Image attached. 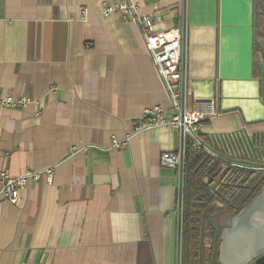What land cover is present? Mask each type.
Returning <instances> with one entry per match:
<instances>
[{"label":"crops","instance_id":"obj_1","mask_svg":"<svg viewBox=\"0 0 264 264\" xmlns=\"http://www.w3.org/2000/svg\"><path fill=\"white\" fill-rule=\"evenodd\" d=\"M114 1L0 0V97L30 99L0 109V176L54 168L53 185L42 177L0 202V264L186 263L182 173L160 164L182 135L135 132L145 110L173 111L140 29L104 14ZM254 1L140 0V13L158 6L159 31L186 32L188 110L206 114L211 150L264 169Z\"/></svg>","mask_w":264,"mask_h":264},{"label":"built area","instance_id":"obj_2","mask_svg":"<svg viewBox=\"0 0 264 264\" xmlns=\"http://www.w3.org/2000/svg\"><path fill=\"white\" fill-rule=\"evenodd\" d=\"M140 0H115L107 5L103 12L105 15L118 14L124 20H132L144 39L145 48L152 59L156 73L162 79L171 102L173 116L168 118L167 112L162 105H156L144 112V120L138 123L136 133H141L158 126H165L182 135V148L179 151L166 152L162 155L161 167L178 169L182 173V185L180 190V217L183 219L187 207L185 197L186 186L184 184L185 143L187 138L196 143L197 149H205L206 152L219 157L218 153L203 146L200 142V120L205 113L189 112L188 106L193 97L187 79V35L179 28H170L159 31L156 26L161 20L160 8L153 7L149 14L140 13ZM84 18L86 16L84 15ZM30 99L26 96L14 99L11 96L0 97V109H23L29 104ZM38 104V103H37ZM39 106V105H38ZM36 114H39L37 112ZM127 140L116 141L112 148L121 150ZM256 168V167H255ZM54 168L45 169L42 172L26 171L18 177H11L7 173L0 176V202L6 201L12 205L19 202L21 192L28 188L31 182H37L44 177L49 185L54 182ZM264 170V169H262ZM182 234V232H181Z\"/></svg>","mask_w":264,"mask_h":264},{"label":"trees","instance_id":"obj_3","mask_svg":"<svg viewBox=\"0 0 264 264\" xmlns=\"http://www.w3.org/2000/svg\"><path fill=\"white\" fill-rule=\"evenodd\" d=\"M198 139L203 146L212 148L207 137L199 134ZM252 145L264 149V138H256ZM185 152L184 184L187 190L188 215L187 220H184V234L194 241L190 244L192 254L196 252L194 249L200 239L198 233H194L195 229L191 232L192 225H198L196 210H201L203 217L211 215L219 218L243 209L264 187V170L255 168L251 163H232L218 151L219 157H216L203 148L197 149L196 143L188 138ZM209 238L213 240V235ZM187 263L189 260L185 264ZM191 264H195V261Z\"/></svg>","mask_w":264,"mask_h":264},{"label":"water","instance_id":"obj_4","mask_svg":"<svg viewBox=\"0 0 264 264\" xmlns=\"http://www.w3.org/2000/svg\"><path fill=\"white\" fill-rule=\"evenodd\" d=\"M255 38L264 82V0L254 1ZM249 205L232 217L222 216L218 264H264V187ZM200 205H202L200 203ZM180 231L184 220L180 217ZM199 220V219H198ZM219 221V223H220Z\"/></svg>","mask_w":264,"mask_h":264},{"label":"flooded vegetation","instance_id":"obj_5","mask_svg":"<svg viewBox=\"0 0 264 264\" xmlns=\"http://www.w3.org/2000/svg\"><path fill=\"white\" fill-rule=\"evenodd\" d=\"M202 205L200 206L203 207ZM240 211L241 210L233 211L231 214H228L225 216L232 217ZM200 212L201 210H196L195 212V215H198L196 218V223L198 225H192L191 232L194 231L195 229L194 233L195 234L198 233L199 238H201L200 241L202 243V246H201L200 255H198L199 257L196 256V259H193V260L196 261L195 264H218L217 263L218 250H219V239L218 238H219V235L221 234L220 231L223 230V228L221 227V224H224V221H220L221 217L214 218L211 215L209 217H205V216L203 217V213H200ZM187 215H188V210L186 207L182 220L186 221ZM211 235H213V240L207 243L206 239L209 238ZM186 237L188 239V236ZM187 239H186V247L187 245H190L192 243L190 239L188 240ZM190 251H191L190 247H189V250L187 249L186 251V249L184 248L182 251L186 262H187V258H189L188 264L192 263V260H191L192 257H191Z\"/></svg>","mask_w":264,"mask_h":264},{"label":"rangeland","instance_id":"obj_6","mask_svg":"<svg viewBox=\"0 0 264 264\" xmlns=\"http://www.w3.org/2000/svg\"><path fill=\"white\" fill-rule=\"evenodd\" d=\"M185 197H187V192H185ZM187 200V199H186ZM227 217V216H226ZM201 235V234H200ZM201 239V238H200ZM200 239H199V241H198V244H197V246L195 247V249H194V251H196V252H193L192 254H191V257H192V262H194L195 260H193V259H196V256L197 257H199L198 255H200V251H201V246H202V243H201V241H200ZM184 237H183V242H184ZM206 241H207V243H209L210 241H211V239L210 238H207L206 239ZM194 241H192V243H193ZM207 245V244H206ZM182 250L185 248L186 249V251H187V249L189 250V247H190V245H187V247H186V241H185V243H182ZM194 255V256H193ZM189 260V258H187V261ZM196 262V261H195ZM188 264V263H187Z\"/></svg>","mask_w":264,"mask_h":264}]
</instances>
